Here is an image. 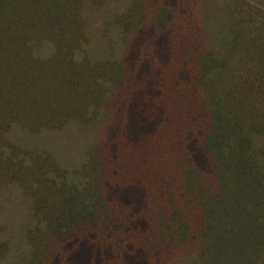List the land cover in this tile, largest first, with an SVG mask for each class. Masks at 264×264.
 I'll use <instances>...</instances> for the list:
<instances>
[{"label":"rangeland","instance_id":"1","mask_svg":"<svg viewBox=\"0 0 264 264\" xmlns=\"http://www.w3.org/2000/svg\"><path fill=\"white\" fill-rule=\"evenodd\" d=\"M58 2L79 23L78 34L67 36L61 52L48 38L50 31L34 30L30 45L31 31L20 29V41L31 48L19 57L29 79H18L13 88L0 80L1 94L17 93L13 106L4 105L8 113L0 112V264L215 263L213 241L202 240L196 224L191 232L175 231L170 212L174 229L164 236L156 232L166 245L151 257L148 245L161 240L151 231L158 214L148 204L151 192L145 179L117 173L113 161L124 157L145 164L155 152L151 145L161 143L156 138L167 121L168 101L179 98L175 106L181 110L187 94L210 103L212 93L226 116L237 120V152L264 174V0ZM63 61L81 65L80 75L67 73L76 75L73 82L55 69ZM42 65L45 72L39 71ZM211 112L202 108L190 129L174 128L190 161L205 174L213 158L201 144L202 127ZM164 140L172 151L179 135L164 133ZM170 176L184 197L179 171ZM189 185L197 189L199 182L190 178ZM106 211L124 221L114 238L92 230L101 227ZM261 220L262 230L254 231L259 238L240 264H264Z\"/></svg>","mask_w":264,"mask_h":264},{"label":"trees","instance_id":"2","mask_svg":"<svg viewBox=\"0 0 264 264\" xmlns=\"http://www.w3.org/2000/svg\"><path fill=\"white\" fill-rule=\"evenodd\" d=\"M48 3L50 4L47 5ZM56 9H58L56 15L51 14ZM25 12H27L26 15H24ZM28 15H32L34 19H28ZM69 15L70 13L65 11V6L63 7L58 0L54 2L52 0H0V53H3L2 49L10 52V54H6L9 57L0 55V80H7L12 86L18 79H29V72L22 68V64L24 66L25 62L19 57L24 52L30 54L31 48L27 49L20 41V29L31 31L28 33L30 45L34 41V30L50 31L48 38L53 41L57 50H61L67 36L70 33L76 35L79 32V23ZM62 19H64V23L57 26L58 21L60 22ZM25 25L29 27H24ZM48 27H51L50 30ZM17 52L19 54H16ZM61 52L63 51L61 50ZM3 54L5 55V53ZM31 60L37 61L33 57ZM42 68L39 71L45 72V65H42ZM55 69L61 78L67 76V73L74 74L82 70L80 64L72 62L65 65L64 61L59 62ZM120 73H115V75L119 76ZM125 74L127 75V72ZM78 75L80 74L78 73ZM73 77L76 75L67 76L68 81L72 80L73 82ZM82 79L84 82L85 78L82 77ZM204 80V78L201 79V85L205 89L206 81ZM124 84L125 81L120 88H123ZM165 89L168 91L167 87ZM1 91L0 100L4 103L0 102V112L8 113L4 105L13 106L12 95L17 93L11 94L8 90L6 94H1ZM211 96L213 101L205 103L203 99L192 101L191 96L187 94L182 100L185 106L181 110L175 106V101H178L179 98L174 99V102L168 101L167 121L164 122L162 131L158 133L159 139L156 138V141L159 140L161 143L151 145L150 152H155L148 158V161L142 165L134 159L124 160V157H121L114 160L113 165L117 173L126 175L130 180L145 179L147 188L151 192L149 207L158 212L152 220L151 231H155V233L161 231L163 236L164 233H167L166 231H173L174 228L169 224L171 221L166 216L170 212L172 219H176L175 231H189L188 228H190L189 232H191L193 225L196 224L200 238L205 241L209 239L213 241L212 250L215 253L213 256L217 259L213 264H240L241 260L247 258L246 254L251 243L259 238L254 231L262 230L264 174L254 172L257 166L253 162L250 164L244 155L237 152L239 136L237 137V125H234L237 120H230L222 109V101L217 100L218 97L212 93ZM207 107L212 109L213 115L211 112L208 125L202 127L201 144L205 153L213 158V165L211 171L205 174L199 172L190 161L186 150L184 151L180 134L174 128L177 126L176 124H184L187 129H190L191 124L195 125L199 121L200 110ZM172 132L179 135V142L170 151L166 147L164 133ZM154 155L156 156L154 157ZM153 164L160 168L154 167ZM118 165L128 167L133 165L138 169L121 172L117 169ZM176 170L179 171L181 179L183 178L182 182H185V196L182 198L181 192H176L177 189L171 185L174 178L170 176V172H176ZM190 178L193 181L198 180L199 187L197 189H195V185H189ZM193 189L195 193L192 192ZM175 197L178 200L176 202ZM81 208L83 209L82 206ZM106 212L107 217L103 221H98L101 223V227L95 225V229L92 230L96 234L102 233L100 237L107 238L106 234L108 233L114 238L116 235L114 232L123 230L124 221L120 214L111 218L108 216L110 212ZM83 213L85 212H81L83 218H86L88 215ZM251 219L255 221L251 222ZM224 232L226 234H223ZM190 234L185 238H190L192 233ZM155 236L156 239L160 238L161 240H159L160 243L156 241L154 245H148V253L151 257L161 254L166 245L163 243V237L157 233ZM112 237H109L111 242L113 241ZM217 251H219L218 254ZM221 257L224 262L220 261Z\"/></svg>","mask_w":264,"mask_h":264}]
</instances>
